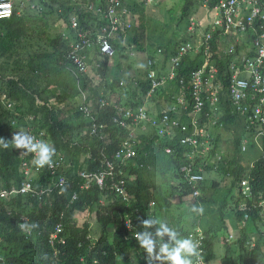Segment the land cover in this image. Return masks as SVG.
<instances>
[{
  "label": "trees",
  "instance_id": "trees-1",
  "mask_svg": "<svg viewBox=\"0 0 264 264\" xmlns=\"http://www.w3.org/2000/svg\"><path fill=\"white\" fill-rule=\"evenodd\" d=\"M80 1L87 4L95 0ZM78 2L40 0L39 11L27 10L0 19V189L18 188L23 181V162L31 154L24 155L23 150L16 149L12 136L29 129L45 133V141L57 150L54 157L63 160L57 174L68 178V184L61 189L53 187L41 199L34 194L18 193L0 200V264H94V260L98 264H169L156 258L162 255V244L171 246L168 235L157 237L159 224L144 228L140 218L165 222L179 238H190L200 227L206 235L203 251L198 255L203 264L216 260L219 242L227 250L225 258L232 257L230 262L221 257L222 264H258L259 258H264V205L261 204L264 201V123L251 121L252 108L243 114L237 111L229 98L228 83L223 82L224 90L216 111L220 117L207 116L208 109H205L199 120L209 131L213 148L203 160L194 158L205 168L198 197L193 196L181 172V167L188 162L190 148L180 143L179 130L172 136L160 137L147 127L138 134L137 156L123 163L116 158V153L128 131L113 122L119 114L115 105L145 104L149 89L145 80L147 59L162 49L161 69L165 71L170 56L190 39L178 31L166 43H156L141 22L150 6L135 3L133 10L139 18L134 25L132 44L136 52L144 55L145 66L133 77L124 79L119 73L111 74L114 56L127 49L122 45V34L110 39L115 50L112 58L102 53L95 34L103 24V16L81 9ZM196 2L201 6L199 0H183L181 18L188 16ZM75 14L79 18L78 29L93 41L90 68L82 75H75L74 65L67 57L74 32L70 20ZM52 27L57 32L51 31ZM227 61L218 59L222 71L227 68ZM201 62L199 54L186 56L175 79L156 90L152 98L155 105L148 107V111H164L167 106H162L161 100L170 105L180 94L190 100L191 74ZM82 91L92 102L96 123L104 125L96 134H90L93 121L79 110ZM4 95L12 101V108L5 104ZM100 99L107 104L101 105ZM249 103L245 105L249 107ZM187 120L184 114L182 123ZM223 137L227 147L222 145ZM168 148L170 153L166 152ZM251 149L259 153L256 159H246ZM105 160L115 165L113 174L106 177L102 187L93 183L89 189H82L84 181L79 177L80 172L107 171ZM248 174L252 190L249 196H244L239 183ZM32 177L36 189L45 188L52 180L46 167L38 173L32 172ZM226 179L231 180V186L224 190L229 192L237 187L238 194L236 198L232 196V204L226 205L224 201L217 211L226 223L222 209L226 212L230 208L240 230L238 235L230 233L227 224L221 230L209 228L210 222L203 223L200 211L203 204L217 201L216 193L223 189L222 181ZM120 180L125 181L129 195L126 201L112 188ZM75 194L77 198L73 201ZM178 206H184L182 213L177 212ZM92 218L100 229L98 235L93 234ZM60 222L62 239H52L54 227ZM22 223L30 227L22 230ZM144 231L152 234L150 238L155 243L151 257L134 238L136 232ZM232 244L239 250L236 260L229 253ZM198 256L191 258L193 263Z\"/></svg>",
  "mask_w": 264,
  "mask_h": 264
},
{
  "label": "built area",
  "instance_id": "built-area-1",
  "mask_svg": "<svg viewBox=\"0 0 264 264\" xmlns=\"http://www.w3.org/2000/svg\"><path fill=\"white\" fill-rule=\"evenodd\" d=\"M157 2L158 0H95L93 3L82 4L79 0L78 4L81 5V9L93 10L103 16V24L99 26L95 38L101 52L111 57L114 56L115 50L110 39L121 33L123 45L128 33L134 29L137 22V13L133 10V5L137 3L148 7ZM199 2L202 8L211 13L209 21L205 24L191 23L186 34L189 36V42L181 44L174 55L170 56L165 71L161 69L164 59L162 49H158L152 58L147 59L145 80L149 83V89L145 96V104L115 105L119 114L113 118L116 125L128 131V136L122 139L121 148L116 153V158L123 163L137 156L138 134L146 131L147 127H151L160 137L172 136L176 130H179L180 143L190 148L188 162L181 167V172L195 197L200 194L205 168L202 162H196L194 158L203 160L213 148L210 133L206 131V126L200 125L199 120L205 109H208L207 116L211 115L215 119L220 117V113L217 115L216 111L217 104L221 101V92L224 90L223 82L228 83L229 98L235 109L243 114L252 108L254 114L250 117L251 121L264 123V0H215L213 4L211 0H199ZM40 9V0H0V19L10 18L15 13L21 14L27 10ZM70 22L74 32L67 57L74 65L75 75H82L90 68L89 52L93 49V41L78 29L79 18L76 14L71 17ZM130 46L132 47L131 44ZM198 54L201 55L202 62L191 74L188 86L190 100L184 94H180L170 105L163 101L164 106H167L164 111L149 112L146 102L152 100L156 90L175 79L177 69L186 56ZM217 58L228 60L224 71L219 67ZM3 99L8 108L13 107L12 101L7 100L6 95ZM152 101L153 104L156 102ZM247 101L250 102L249 107L245 105ZM99 103L107 104L104 99H100ZM92 108V102L86 92L82 91V104L79 110L93 121L90 134H96L98 129L104 128V125L96 123L97 117ZM184 114L188 117L187 123L181 121ZM215 121L212 120V123H216ZM28 133L37 139L45 140L43 131L29 129ZM246 143L245 140L244 150ZM166 152L170 153V148L166 149ZM53 161V167L45 166L52 176L51 182L45 188L36 189L33 185L35 180L32 172L38 173L42 168L33 165L31 154V158L23 162V181L20 187H13L10 190L0 189V200L18 193L34 194L41 199L43 195L51 192L53 187L58 189L64 187L68 184V178L57 174L63 165V160L58 156L54 157ZM105 164L109 168L107 171L80 172L79 177L84 181L81 184L82 189H89L93 183L101 187L104 185L106 177L112 175L115 169V165L111 162L105 160ZM250 181L248 174L239 183L244 196H249L251 193ZM112 188L121 194L123 200H128L129 195L124 180L114 183ZM76 198L75 194L73 201ZM261 204L264 205V201ZM62 232L63 226L60 222L54 227L52 239H62L60 236ZM190 238L198 242V251L202 253L206 238L203 230L197 227L190 234ZM64 242L62 240V243ZM93 263L98 264L96 260ZM193 264H203L201 256H198Z\"/></svg>",
  "mask_w": 264,
  "mask_h": 264
},
{
  "label": "rangeland",
  "instance_id": "rangeland-1",
  "mask_svg": "<svg viewBox=\"0 0 264 264\" xmlns=\"http://www.w3.org/2000/svg\"><path fill=\"white\" fill-rule=\"evenodd\" d=\"M183 6V0H160L155 5H152L146 9L145 15L142 17V23L145 24L147 28V35L151 37L153 41L156 43H166L174 34L178 33V31L181 34H187L188 27L191 25L192 22H201L202 24H205L209 21L211 18V13L209 10L202 8L197 2L194 4V6L191 8L188 16H185L181 18V8ZM139 18V14L137 13V19ZM56 28L52 27L51 31H55ZM132 44V42H131ZM130 47V44L128 45ZM148 50H151L148 47ZM132 53V52H131ZM129 51H125L123 53H120L116 58H114V62L123 61L124 63H131L132 64V70L133 72L141 70L144 68V55L140 53H134V55H131ZM123 66V65H122ZM128 73V71L126 70ZM124 71V67H122L119 74L123 76L124 78L127 77V73ZM162 106H164V102L161 100ZM153 105V102L147 101L146 106L150 107ZM227 135V133H226ZM222 145L224 144L227 147L226 138L223 137ZM249 155V156H248ZM246 156V159L248 158H254L256 159L259 156V153L256 152V150L251 149L249 154ZM231 186V180L226 179V181H222V187L223 189H220L216 193L217 201L215 203H206L202 206V213H203V223L207 224V222H210L209 228L215 229V230H221V227H225L226 224L229 227L230 233H234L238 235L239 228L235 224V219L233 215L230 213V208L226 212L222 209V215L226 221L224 223V220L220 219V214L218 213V209L221 205H223V202L226 201V205L232 204V196L235 198L238 194L237 187H234L232 190H229V192L225 191L224 189H229ZM227 198V199H226ZM225 207V206H224ZM184 206H178L177 212L182 213ZM223 212H225L223 214ZM84 216L80 217V220H82ZM185 219H187V216H184ZM91 228L94 235H98L100 229L95 221L94 218L91 219ZM223 229V228H222ZM225 246L221 245V243H217L216 245V252L218 254L216 260L212 262V264H222L221 257H224L225 261H229L232 259V257H227L225 255L226 253ZM239 250L237 248L236 244H232V249L229 252L230 255H234V259L236 260ZM225 255V256H224ZM258 264H264V258H259Z\"/></svg>",
  "mask_w": 264,
  "mask_h": 264
},
{
  "label": "clouds",
  "instance_id": "clouds-1",
  "mask_svg": "<svg viewBox=\"0 0 264 264\" xmlns=\"http://www.w3.org/2000/svg\"><path fill=\"white\" fill-rule=\"evenodd\" d=\"M12 143L18 150H23L24 155L32 154V163L36 168H44L48 166L53 167V157L56 155V148L54 145L45 140L37 139L34 135L26 131H19L13 134ZM202 211V209L200 210ZM140 223L144 228H149L153 224H159L156 230V236L162 238L168 235L171 246L169 243H164L160 247L162 255L157 256V259H163L169 264H193L192 257L198 256V242L193 241L191 238H179L177 233L171 229L165 222L157 220H145L140 218ZM30 226L22 223L20 228L22 230ZM31 227H34L32 225ZM151 233L136 232L134 238L138 245L145 249L151 257L154 252L155 243L151 239Z\"/></svg>",
  "mask_w": 264,
  "mask_h": 264
},
{
  "label": "crops",
  "instance_id": "crops-1",
  "mask_svg": "<svg viewBox=\"0 0 264 264\" xmlns=\"http://www.w3.org/2000/svg\"><path fill=\"white\" fill-rule=\"evenodd\" d=\"M133 33H134V29L132 30V31H130L129 33H128V35H127V39H126V41L124 42V45L127 47V49L126 48H124V50L125 51H129L130 53H131V55H134V53H135V46L133 45V44H131V42H132V36H133ZM129 44H131L132 45V47L130 46H128ZM148 48V47H147ZM137 53V52H136ZM118 56V55H117ZM116 55L114 56V58H116L117 57ZM113 56H111V58H112ZM113 58V59H114ZM114 62V61H113ZM118 62H120L121 64H119L118 66H117V64H118ZM118 62H114L115 64L112 66V68H111V74H114V73H119L118 72V70L120 69H122V67H124V71L126 72V70L128 71V73H127V76H130V77H133L135 74H136V71L135 72H133V68H132V64L130 63H124L123 61H118ZM123 65V66H122ZM120 67V68H119ZM122 78H124V77H122ZM125 79V78H124ZM124 95V94H123ZM115 96H117V94L115 95ZM114 96V97H115ZM124 99H127V96L125 95V97H124ZM114 100H115V98H114ZM123 101V100H122ZM125 101H127V100H124V102Z\"/></svg>",
  "mask_w": 264,
  "mask_h": 264
},
{
  "label": "bare ground",
  "instance_id": "bare-ground-1",
  "mask_svg": "<svg viewBox=\"0 0 264 264\" xmlns=\"http://www.w3.org/2000/svg\"><path fill=\"white\" fill-rule=\"evenodd\" d=\"M90 236V235H89Z\"/></svg>",
  "mask_w": 264,
  "mask_h": 264
}]
</instances>
